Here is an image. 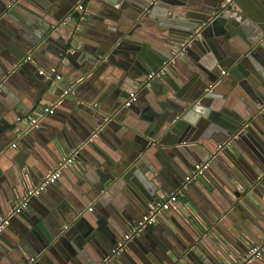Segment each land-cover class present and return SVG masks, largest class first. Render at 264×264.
<instances>
[{"label":"water","instance_id":"water-1","mask_svg":"<svg viewBox=\"0 0 264 264\" xmlns=\"http://www.w3.org/2000/svg\"><path fill=\"white\" fill-rule=\"evenodd\" d=\"M223 1L113 0L116 8L104 5L96 17L101 27L92 30L84 10L75 9L79 0H0V94L10 85L20 94L0 97V216L28 175L43 178L63 153L75 154L82 173L61 187L60 179L50 184L12 217L0 234V264L31 256L38 264H99L158 199L208 160L202 197L192 195L201 181L187 190L201 219L162 214L108 264H230L227 243L242 253L259 241L264 229L255 238L249 230L264 226V0H233L222 9ZM67 16L74 21L62 23ZM48 52L64 69L67 90L40 74ZM171 57L164 75L147 80ZM133 87L137 97L125 107ZM82 88L101 103L80 95ZM25 98L72 104V119L83 122L73 142L59 122L45 138L30 139L44 118L19 138L26 161L17 148L6 150L11 133L22 129Z\"/></svg>","mask_w":264,"mask_h":264},{"label":"built area","instance_id":"built-area-1","mask_svg":"<svg viewBox=\"0 0 264 264\" xmlns=\"http://www.w3.org/2000/svg\"><path fill=\"white\" fill-rule=\"evenodd\" d=\"M83 1L84 0L77 2L75 9L85 10L86 6ZM232 3L233 0H224L221 4V8H227ZM68 19H70V16L65 17L62 23H65V21ZM27 59H30V57L28 56ZM172 61L173 57L164 60L162 65L147 75V80L164 75L168 64ZM222 73H224V71H222ZM40 74L44 75L46 78H52L53 83L61 86L65 90L68 89V85L57 66L51 65L48 68H40ZM2 84L3 82H0V92L2 91ZM136 97L137 90H132L129 92L126 100L123 102V105L125 107L131 106L134 103ZM54 112V104L37 105L32 110L31 114L22 121V129L18 132L19 138L24 134V132L30 131L32 128L37 127L44 118L54 114ZM12 146L16 147L17 142H13ZM75 162L76 156L74 153L63 154L56 165L42 179H39L36 182H31V179L28 176L26 186L24 187L20 197L9 206L5 215L0 216V234H2L6 227L10 224L12 217L23 213L29 208V203L32 197L39 196L47 189L50 184L59 180L63 174V171L66 168L74 165ZM209 165V160L195 164L192 167L190 173L185 176L180 185L172 190L168 196L158 199L154 203V206L148 211V213L143 216V219L136 225L132 226L130 230L126 232L120 240H118L116 247L112 250V253L109 254L105 260L99 264H108L110 261H113V259L118 256L125 248L128 241L140 234V232L146 227L156 223L158 216L162 215L168 210H175L186 219H201L196 205L189 199V197H187V190L191 183L205 177V170L209 168ZM184 197L187 198L186 201L182 200ZM89 209H91V207ZM38 258V256H31L30 259L24 264H38ZM258 258H264V234L261 236L258 242L248 243L247 249L244 252L237 254L230 264H251Z\"/></svg>","mask_w":264,"mask_h":264},{"label":"crops","instance_id":"crops-1","mask_svg":"<svg viewBox=\"0 0 264 264\" xmlns=\"http://www.w3.org/2000/svg\"><path fill=\"white\" fill-rule=\"evenodd\" d=\"M81 0H79V2H80ZM245 1V4H248V0H244ZM84 3H85V6H86V9L84 10V13L82 14V16H81V18L83 19L84 18V20L86 21V20H89V22H87V25L88 26H90V28L92 29V30H97V29H99L101 26L99 25V23H97V20H96V17L98 16V14H99V12L101 11V10H103L102 8H103V6L105 5V6H107L110 10H114L116 7L113 5V0H84L83 1ZM21 10H23V9H21ZM21 10H18V14L17 15H21V16H23V14H24V12H22ZM24 11V10H23ZM116 11V10H115ZM70 19H72L73 21H74V19L73 18H70ZM78 30H83L84 28L83 27H80V26H78V28H77ZM2 29L0 28V31H1ZM4 32V31H3ZM86 36H84V37H82L83 39H88L87 38V36L89 35V33H86L85 34ZM2 38V40L4 41L5 39L3 38V37H1ZM73 43L75 44L76 43V45L77 46H82L83 45V40H81V41H73ZM63 44H64V41H63V39L62 38H59L58 39V44L56 45L58 48H60V47H63ZM51 56H53V57H57L54 53H50V52H48L47 53V58H49L48 60H42V62L44 63L43 65H41L40 67H46V66H51V65H54V66H57V61H55V60H53L52 59V57ZM50 61H52V62H50ZM56 63V64H53V63ZM34 65V64H33ZM35 65H37V64H35ZM34 67V66H33ZM38 67V66H37ZM60 67V66H59ZM59 71H62V72H60V73H63V71H64V69L62 70L61 68H60V70ZM32 72H34V70L32 71ZM86 89H87V87H85ZM85 88H82L81 90H79V93H80V95H82L83 97H85V98H88V99H96V102H97V106L99 105V102H98V100L100 99V98H98V96H96L95 97V94H92L93 93V91H87ZM137 88H135V87H133L131 90H136ZM130 90V91H131ZM92 95V96H91ZM0 97H2V98H6V97H9V98H18V97H20V94H19V90L17 89V87L15 86V85H10L9 87H6V89H5V91H4V94H0ZM25 101H26V105L25 104H21L20 105V108L23 110V111H26V116H25V118H27L30 114H31V112H32V110L37 106V105H40V104H54L55 105V112H54V114H52V115H49L50 117H46L45 119V121H44V123H46V126L45 125H42V126H39L38 128H36V129H33L34 131H32V133H30V135H29V138L30 139H35V140H37V138H40V140L41 139H43V138H45V135H46V133H47V129H49V127L50 126H55V125H53V122H56V123H60L62 126H61V129H60V131H61V133H62V135H63V137L64 138H66L69 142H73V140L75 139V137H76V135H77V128L79 127V125H78V123L81 121V119H78V118H76L75 120L74 119H72V117H71V112H72V108L73 107H70L72 104H69V103H66V104H60V102H59V104L58 105H56V103L55 102H53V101H50V100H45V99H42V100H40V101H38V102H36V103H32V102H30L28 99H26L25 98ZM101 103V102H100ZM27 106H31V110H28V108H27ZM80 115L82 116V114H84L85 113V111L84 110H82V109H80ZM86 114H88L87 116H89L88 117V119H93V122L97 119V116H96V114H93V111L92 112H90V113H85L84 115H86ZM44 120V119H43ZM48 120V121H47ZM51 120V121H50ZM53 120V121H52ZM82 122V121H81ZM50 123H52V124H50ZM83 123V122H82ZM15 130V129H14ZM18 132L19 131H17L16 132V135L14 134V131L11 133V135H12V139H11V141H10V143H9V145L7 146V148H6V150L7 149H12V148H17L16 149V154H15V156L17 157V158H21V159H23V160H27L28 159V154L27 153H23V149L24 148H26L25 146H23L22 145V143H21V141H20V139H19V135H18ZM255 137V136H254ZM30 139H28V140H30ZM249 139V138H248ZM13 142H17V146L16 147H13L12 146V143ZM5 150V151H6ZM30 150V148H28V151ZM30 152V151H29ZM63 154H67V153H63ZM20 156V157H19ZM31 157V156H30ZM20 160V159H19ZM40 160V159H39ZM50 164H51V161H49V160H47ZM37 162H39V161H37ZM48 163V164H49ZM39 164H41V166L43 165V162H39ZM52 165H53V163H52ZM52 165H51V167H52ZM43 167V166H42ZM216 168V167H215ZM217 170H218V168H216V170H215V173L217 172ZM50 170H48L47 171V173L49 172ZM213 169H212V173H213ZM46 173V174H47ZM141 173H143V172H141ZM27 174H28V171H27ZM81 171H80V169L78 168V166L76 165V162H75V164L74 165H72V166H70V167H68V168H66L64 171H63V174H62V176H61V178H60V181H58V183H56V186H63V185H60V183L59 182H61V180L62 179H64L65 181H70V179H71V177L72 176H75V177H79V176H81ZM29 176V175H28ZM30 181L31 182H34V179L35 178H32V177H30ZM40 179H42V178H40ZM198 181H201V185L199 184V183H196V181H194L192 184H197L196 186H195V188L193 187V190H192V195H194V197L195 198H200V197H202V194H203V192L201 191L202 189H201V187H202V185L203 186H206V179H205V177H203V178H201L200 180H198ZM88 182V181H87ZM89 183V182H88ZM90 184V183H89ZM88 184V186H91V184L89 185ZM55 186V185H54ZM51 188H53V187H51ZM16 189V188H15ZM53 191V190H52ZM15 192L17 193V196L15 197V195L14 194H12V199L10 200V204H12V203H14L19 197H20V195H21V193H22V191L20 192V190H15ZM14 192V193H15ZM168 196V195H167ZM166 197V196H165ZM187 197H189V199L194 203V200L192 199V197H191V195H190V193L188 194V192H187ZM186 199L187 198H182V200L184 201H186ZM254 202L257 204V203H260V201L259 200H257V199H255L254 198ZM9 204V205H10ZM32 204L33 205H36V206H38L39 204H38V201H32ZM258 205V204H257ZM163 214H169V215H173V216H176V217H178V218H181V214L180 213H178L177 211H175V210H168V211H166V212H164ZM165 216H168V215H163V217H165ZM255 217H256V215H254ZM166 218V217H165ZM185 220H187L185 217H183ZM169 219H166V221H168ZM202 221H203V223L204 224H206L205 223V220H203L202 219ZM17 222V221H16ZM20 222V221H19ZM158 224V221L156 222V223H154L153 225H151L150 227L151 228H154L156 225ZM207 225V224H206ZM263 229H264V226H263V228H261V227H259V226H254L253 227V229H251V230H249V233H250V235L252 236V237H256V236H260L262 233H263ZM211 235H217V236H219L218 235V232L216 231V230H214V229H211ZM6 234V236L9 238V239H11L12 238V236L9 234V233H5ZM248 245V244H247ZM226 247H227V249L230 251V253L235 257L237 254H239V253H241V252H239L236 248H234L233 246H231L229 243H227L226 244ZM6 248V247H5ZM0 249H4V245H3V243L0 241ZM60 253V252H59ZM61 255V254H60Z\"/></svg>","mask_w":264,"mask_h":264}]
</instances>
